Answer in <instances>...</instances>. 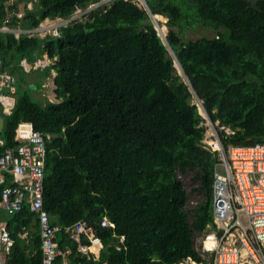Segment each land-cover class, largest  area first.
<instances>
[{"label":"trees","instance_id":"1","mask_svg":"<svg viewBox=\"0 0 264 264\" xmlns=\"http://www.w3.org/2000/svg\"><path fill=\"white\" fill-rule=\"evenodd\" d=\"M32 1L37 6L24 7L22 19L13 17L10 27L36 29L46 19H67L101 2L17 0L9 6L0 0V24L22 2ZM145 4L113 0L84 22H70L42 38L0 33L4 70L24 73L22 59L33 63L46 54L47 63L34 70L43 71L35 89L54 73L56 101L43 104L18 76L13 109L0 137L5 147L14 146L20 122L49 135L43 209L50 224L60 228L59 247L71 249L70 264H178L188 259L208 264L194 235L215 230L211 185L217 158L201 144L205 127L193 96L207 110L217 108L219 123L231 130L219 133L224 147L264 143V0ZM153 16L166 19V44ZM198 26L213 36L183 40ZM187 175L197 184L189 194L179 177ZM196 191L202 197L190 206ZM103 218L112 226H101ZM2 219L14 240L6 264H41L36 214L24 207ZM78 222L93 228L105 252L97 245L92 249L104 260L76 250L77 242L65 229ZM24 229L28 240L18 236ZM80 242L88 244L84 236Z\"/></svg>","mask_w":264,"mask_h":264},{"label":"built area","instance_id":"2","mask_svg":"<svg viewBox=\"0 0 264 264\" xmlns=\"http://www.w3.org/2000/svg\"><path fill=\"white\" fill-rule=\"evenodd\" d=\"M13 5L15 0H4ZM110 2L111 0H107ZM113 1V0H112ZM139 1L146 6L145 0ZM20 11L7 14L0 24V33L34 36L42 28L22 31L18 25L10 27L15 17L22 18ZM48 60L39 59L32 65L25 59L20 61L26 71L44 66ZM29 66V69L28 67ZM17 91V78L2 68L0 55V114L8 116L14 105ZM204 124V123H203ZM205 132L201 144L216 154L217 163L212 174V217L215 230L202 237L201 248L207 252L208 264H264V144L251 146L229 144L223 146L219 130L229 134L224 126L204 124ZM49 135L36 131L29 122H20L14 132L12 147H5L0 137V213L12 215L24 207L36 214L39 230L41 264H54L62 259V264H70L68 257L71 249L59 247L56 233L60 228L50 224L49 214L43 209V183L46 156V142ZM101 226H112L105 218ZM219 232V233H218ZM71 239L77 242L76 250L86 256L94 245L101 248L100 240L91 226L78 222L65 229ZM84 236L88 244L80 242ZM210 246H206L207 241ZM14 240L4 223H0V264H6ZM201 264L188 259L178 264ZM204 264V263H202Z\"/></svg>","mask_w":264,"mask_h":264},{"label":"rangeland","instance_id":"3","mask_svg":"<svg viewBox=\"0 0 264 264\" xmlns=\"http://www.w3.org/2000/svg\"><path fill=\"white\" fill-rule=\"evenodd\" d=\"M112 1V0H111ZM110 1V2H111ZM139 3V5H141V3L139 1H137ZM108 1L107 0H101V2L99 1L96 4H92L90 6H88L86 9H77L76 11H74V13L69 16V18L67 19H53L54 21L50 20L49 22L44 21L41 23V25L39 27L42 28V30L36 34V36L42 38L45 35H54L57 34L59 31V28L61 26L67 25L70 22L73 21H81L84 22L88 16L90 15L91 12L99 9V8H103V6L108 5ZM37 6V2L36 1H32L29 2L28 4L22 2V4L19 5V11H21L24 15V7H28V8H32V7H36ZM155 26V29L157 30L158 34L160 35L162 41L166 44L165 41V37L167 35V28L165 26V22L166 19L164 17L161 16H153L151 17ZM165 28L164 30H162V28ZM213 36V32L209 29H205L202 28L200 26L195 27L194 29H189L185 35L183 36V40H188V39H192V40H196L199 39L201 37H212ZM169 54L174 58V55L172 54V51L170 49H168ZM44 60H47L46 55L43 56ZM174 66L176 68V72L177 74L181 77V79L183 81H186V78L181 70V68L179 67L178 63L176 61H174ZM29 69V66H27ZM22 70L24 71V73L22 72H17V74H15V76L17 77L18 80V76H23L25 82L29 83L28 85L23 86L24 89L30 94H32L30 89H34L33 93L34 96L33 98L36 99L37 101H41V103L43 104L45 102V99L49 100V101H56L55 99V86L53 83V73L51 76H49L46 79H42V87L41 88H37L35 89V82L40 79L41 77H43L42 74V70L39 71H30L28 73V71H26L22 66H21ZM40 69H42V67H39ZM36 68V69H39ZM38 76V77H37ZM40 77V78H39ZM30 87V88H29ZM33 95V94H32ZM39 99V100H38ZM39 101V102H40ZM191 102L193 104H196L198 107V111L199 113L202 115V117L205 119L204 124H210L214 127L216 126H220V112L218 111L217 108L215 107H211L210 110H207L204 106H203V102L202 100H200L199 98H197L196 96H193V98L191 99ZM1 117L4 119V122L6 121V116L0 114ZM227 128V127H224ZM2 130H0L1 132ZM206 134V132H205ZM180 179L183 180L184 184H185V190L186 192L189 194L191 193V189L195 188L197 186L196 183L191 182L190 180V175L187 176H179ZM202 195L201 192L196 191L195 193H193L190 196L189 199V205L190 206H194L196 204V202H198L201 199ZM210 231V229L205 230L203 233H197L194 235V245L195 247L199 246V240L204 237L205 235H207V233ZM200 253L202 255H204L201 251ZM206 259H209V257L206 256ZM190 264V263H189Z\"/></svg>","mask_w":264,"mask_h":264},{"label":"clouds","instance_id":"4","mask_svg":"<svg viewBox=\"0 0 264 264\" xmlns=\"http://www.w3.org/2000/svg\"><path fill=\"white\" fill-rule=\"evenodd\" d=\"M26 4H28V3H26ZM26 8H27V9H31V8H28V7H26ZM18 11H19V10H18ZM20 12H21V11H20ZM22 14H23V13H22ZM22 17H23V16H22ZM21 19H22V18H21ZM21 19H20V20H21ZM55 19H56V18H55ZM59 19H61V18H59ZM18 21H19V20H18ZM44 21L49 22L50 20H49V19H46V20H44ZM44 21H43V22H44ZM52 21H54V20H52ZM40 25H41V24H40ZM40 25H39V26H40ZM39 26H38V27H39ZM22 31H23V30H22ZM26 31H28V30H26ZM19 35H20V34H19ZM26 35H27V34H26ZM14 36H15V35H14ZM34 36H36V35H34ZM45 36H46V35H45ZM45 55H46V54H44L43 56H45ZM43 56H42L41 58H39V59H44ZM46 57H47V56H46ZM39 59H36V60H39ZM22 60H23V59H22ZM25 60H26V59H25ZM36 60H34L33 63H34ZM47 60H48V59H47ZM26 61H27V60H26ZM27 63H29V62L27 61ZM33 63H29V64L32 65ZM19 66H20V62H19ZM20 67H21V66H20ZM34 70H35V69H31V70L28 71V73H29L30 71H34ZM14 75H15V74H14ZM53 76H54V73H53ZM17 83H18V80H17ZM201 116H202V115H201ZM202 118H203V117H202ZM204 121H205V119L203 118V122H202V125H203V126H204V124H203ZM220 126H223V125L220 124ZM224 127H226V126H224ZM227 128H228V127H227ZM228 129H229V128H228ZM229 130H230V129H229ZM220 132H223V131H222V130H219L218 133H220ZM230 133H231V130H230ZM230 133H229V134H230ZM263 144H264V143H263ZM254 145H255V144H254ZM250 146H251V145H250ZM200 242H201V241H199V243H200ZM200 244H201V243H200ZM200 244H199V245H200ZM100 245H101V247H102L101 242H100ZM201 252L203 253V251H201ZM206 253H207V252H206ZM91 254H92V253H91ZM203 254H204V253H203ZM200 255H201L202 257H205V258H206V256L208 257V254H207V255H206V254L202 255V254L200 253ZM93 256H94V255H93ZM94 257H95V256H94ZM95 258H96V257H95ZM96 259L99 260V261H102L101 259H99L98 256H97Z\"/></svg>","mask_w":264,"mask_h":264},{"label":"crops","instance_id":"5","mask_svg":"<svg viewBox=\"0 0 264 264\" xmlns=\"http://www.w3.org/2000/svg\"><path fill=\"white\" fill-rule=\"evenodd\" d=\"M17 0H15V2H16ZM14 2V3H15ZM7 70V69H6ZM7 71H9V70H7ZM17 78V77H16ZM5 123V122H4ZM3 128H4V125H3ZM0 216H4V217H6L7 215H5L4 213H0ZM0 223H4V224H6V220H1L0 221ZM20 238H23V239H25V240H28V231L26 230V229H24L23 230V232L22 233H20L19 235H18ZM101 249H102V251H104V248H103V246L101 247ZM105 252V251H104ZM105 258H102L101 260H104ZM202 264V263H201Z\"/></svg>","mask_w":264,"mask_h":264},{"label":"water","instance_id":"6","mask_svg":"<svg viewBox=\"0 0 264 264\" xmlns=\"http://www.w3.org/2000/svg\"><path fill=\"white\" fill-rule=\"evenodd\" d=\"M3 125H4V119L0 115V130L3 129Z\"/></svg>","mask_w":264,"mask_h":264}]
</instances>
